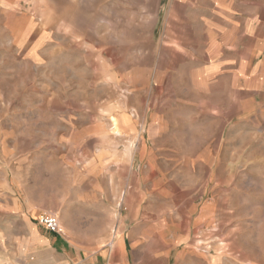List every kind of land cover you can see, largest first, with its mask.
<instances>
[{
    "label": "rangeland",
    "instance_id": "1",
    "mask_svg": "<svg viewBox=\"0 0 264 264\" xmlns=\"http://www.w3.org/2000/svg\"><path fill=\"white\" fill-rule=\"evenodd\" d=\"M13 163L107 264H264V0H0Z\"/></svg>",
    "mask_w": 264,
    "mask_h": 264
},
{
    "label": "crops",
    "instance_id": "2",
    "mask_svg": "<svg viewBox=\"0 0 264 264\" xmlns=\"http://www.w3.org/2000/svg\"><path fill=\"white\" fill-rule=\"evenodd\" d=\"M33 177L18 163L0 170V264H107L100 251L76 241L68 214L73 213L71 207L76 205L77 197L64 196L61 182L56 183L57 187L50 184L45 172ZM53 212L59 213L55 215L59 220L61 217L67 233L57 235L40 224L42 215ZM120 237L122 251L126 240Z\"/></svg>",
    "mask_w": 264,
    "mask_h": 264
},
{
    "label": "built area",
    "instance_id": "3",
    "mask_svg": "<svg viewBox=\"0 0 264 264\" xmlns=\"http://www.w3.org/2000/svg\"><path fill=\"white\" fill-rule=\"evenodd\" d=\"M39 222L51 233L57 235L64 234L60 220L55 214H44L40 217Z\"/></svg>",
    "mask_w": 264,
    "mask_h": 264
}]
</instances>
